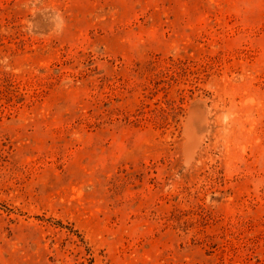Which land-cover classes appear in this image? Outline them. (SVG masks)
I'll return each instance as SVG.
<instances>
[{
	"label": "rangeland",
	"instance_id": "374dc122",
	"mask_svg": "<svg viewBox=\"0 0 264 264\" xmlns=\"http://www.w3.org/2000/svg\"><path fill=\"white\" fill-rule=\"evenodd\" d=\"M0 264H264V0H0Z\"/></svg>",
	"mask_w": 264,
	"mask_h": 264
}]
</instances>
